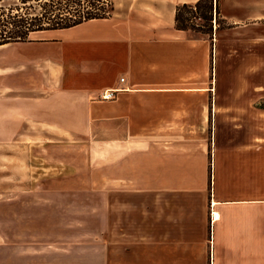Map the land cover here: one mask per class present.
Returning <instances> with one entry per match:
<instances>
[{
  "label": "crops",
  "instance_id": "0c3cea01",
  "mask_svg": "<svg viewBox=\"0 0 264 264\" xmlns=\"http://www.w3.org/2000/svg\"><path fill=\"white\" fill-rule=\"evenodd\" d=\"M198 1L114 0L109 19L0 47L50 51L10 65L34 64L35 89L51 91L0 118L81 135L101 196L98 255L56 239L17 261L264 264V0L220 1L230 27L213 41L176 29V8Z\"/></svg>",
  "mask_w": 264,
  "mask_h": 264
},
{
  "label": "rangeland",
  "instance_id": "374dc122",
  "mask_svg": "<svg viewBox=\"0 0 264 264\" xmlns=\"http://www.w3.org/2000/svg\"><path fill=\"white\" fill-rule=\"evenodd\" d=\"M220 1L222 4L223 0ZM194 22L199 26L204 23L200 19ZM188 33L201 36L194 31ZM43 38L34 37L36 41ZM23 54L47 57L50 51L22 46L0 48V115H11L9 104L19 105L21 99L29 101V97L46 96L51 92L35 89L34 64L10 65ZM46 65L50 71L51 61ZM10 68L20 69L12 71ZM3 99L6 101L2 102ZM15 115L13 111L11 120L0 118V264H36L33 258L28 262L17 261L19 254H34L37 242L56 239L68 243L74 239L87 240L93 255H98L99 173L98 168L90 171L87 161L84 163L78 156H86V151L78 148L82 144L77 140L81 135L50 132L46 121L51 119L47 116H44L45 127L40 128L41 125L36 127L35 123H26V119ZM38 128L44 132H34ZM20 130L33 132L21 133ZM72 165L81 172H75ZM85 176L95 180L87 187L94 188L89 192L80 191ZM92 264H98L97 256Z\"/></svg>",
  "mask_w": 264,
  "mask_h": 264
},
{
  "label": "trees",
  "instance_id": "16d2710c",
  "mask_svg": "<svg viewBox=\"0 0 264 264\" xmlns=\"http://www.w3.org/2000/svg\"><path fill=\"white\" fill-rule=\"evenodd\" d=\"M114 13V0H0V47L32 42L37 33L71 29ZM197 19L203 25H196ZM175 23L179 31H194L212 41L216 32L230 27L221 17L220 0L179 5Z\"/></svg>",
  "mask_w": 264,
  "mask_h": 264
},
{
  "label": "built area",
  "instance_id": "2783aa9c",
  "mask_svg": "<svg viewBox=\"0 0 264 264\" xmlns=\"http://www.w3.org/2000/svg\"><path fill=\"white\" fill-rule=\"evenodd\" d=\"M120 82L124 83L125 78H121ZM121 91H122V88L107 90V91H104L103 93H101L99 95V98L102 100H105V101H112L116 98L118 93H120ZM211 219L218 221L220 219V214L218 212H211Z\"/></svg>",
  "mask_w": 264,
  "mask_h": 264
}]
</instances>
